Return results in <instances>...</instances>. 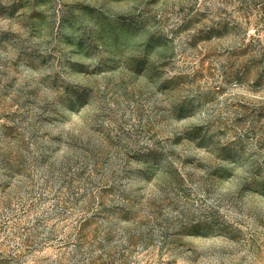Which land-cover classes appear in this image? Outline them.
<instances>
[{
  "label": "rangeland",
  "instance_id": "obj_1",
  "mask_svg": "<svg viewBox=\"0 0 264 264\" xmlns=\"http://www.w3.org/2000/svg\"><path fill=\"white\" fill-rule=\"evenodd\" d=\"M0 264H264V0H0Z\"/></svg>",
  "mask_w": 264,
  "mask_h": 264
}]
</instances>
